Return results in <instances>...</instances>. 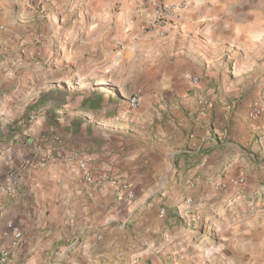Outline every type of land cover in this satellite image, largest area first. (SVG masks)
I'll return each instance as SVG.
<instances>
[{
  "label": "crops",
  "instance_id": "obj_1",
  "mask_svg": "<svg viewBox=\"0 0 264 264\" xmlns=\"http://www.w3.org/2000/svg\"><path fill=\"white\" fill-rule=\"evenodd\" d=\"M164 2L185 5L177 26L144 32L146 15L134 18V2L126 3L122 47L108 53L101 66V91L48 111L36 92L21 102L25 97L15 73L22 65L0 50V249L16 232L22 234L8 264H110L118 250L138 258L148 251L144 238L164 222H159L165 214L156 196L182 152L173 148L183 138L184 122L174 121L178 128L171 131L173 123L163 119L171 114L180 121L194 114L203 118L191 136L196 143L195 135L218 111L217 105L204 107L212 92L208 87L220 73V49L264 40V0ZM136 93L142 102L131 108L129 99ZM97 97L98 107L82 106ZM31 114L38 117L33 124L28 123ZM51 128L62 147L52 141ZM55 148L79 156L24 166ZM19 168L14 191L5 192L7 174ZM126 232L133 238L117 236Z\"/></svg>",
  "mask_w": 264,
  "mask_h": 264
},
{
  "label": "rangeland",
  "instance_id": "obj_2",
  "mask_svg": "<svg viewBox=\"0 0 264 264\" xmlns=\"http://www.w3.org/2000/svg\"><path fill=\"white\" fill-rule=\"evenodd\" d=\"M140 1L0 0V50L22 65L15 73L21 102L36 92L52 109L100 92L101 66L122 47L123 7ZM219 62L205 103L218 111L198 128L196 143L191 136L203 118L163 119L171 131L184 122L173 148L182 152L156 196L163 224L142 236L148 251L139 258L118 250L110 264H264V40L222 46Z\"/></svg>",
  "mask_w": 264,
  "mask_h": 264
},
{
  "label": "built area",
  "instance_id": "obj_3",
  "mask_svg": "<svg viewBox=\"0 0 264 264\" xmlns=\"http://www.w3.org/2000/svg\"><path fill=\"white\" fill-rule=\"evenodd\" d=\"M185 8L183 4H174L168 2H148L142 1L138 2L135 6L134 18L145 16L146 15V24L144 26V32H154L162 33L161 30L165 28H171L177 26L182 20V12ZM139 16V17H138ZM142 102V97L140 94L136 93L132 95L129 99V105L131 108H137ZM206 110L211 108V104L205 105ZM37 114H31L28 118V123L33 124L37 121ZM52 141L57 147H62L63 141L60 137L55 134V130L51 128ZM55 153L46 155L45 158H41L37 161H31L24 164V166L29 165L32 167H43L48 161L64 160V161H73L78 158L77 152L63 153L61 149L55 148ZM88 163V160L85 159L80 162L81 166H85ZM19 169H14L10 171L5 178V187L4 191L7 193H12L15 189L16 179L19 175ZM85 177L88 178L89 173H84ZM133 194H130L131 197ZM162 215L165 214V211L162 210ZM22 239L21 232H16L14 234V239L12 240L9 246L3 247L0 249V264H8L10 262L11 256L14 252V249L19 247V243Z\"/></svg>",
  "mask_w": 264,
  "mask_h": 264
},
{
  "label": "trees",
  "instance_id": "obj_4",
  "mask_svg": "<svg viewBox=\"0 0 264 264\" xmlns=\"http://www.w3.org/2000/svg\"><path fill=\"white\" fill-rule=\"evenodd\" d=\"M99 101H100V97H97L96 100H94V101H84L82 103V106H85V104H87V102H89L91 108L93 109V108H96L99 106Z\"/></svg>",
  "mask_w": 264,
  "mask_h": 264
}]
</instances>
